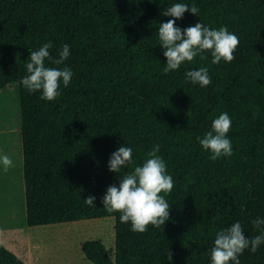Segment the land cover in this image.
Masks as SVG:
<instances>
[{"label":"trees","instance_id":"1","mask_svg":"<svg viewBox=\"0 0 264 264\" xmlns=\"http://www.w3.org/2000/svg\"><path fill=\"white\" fill-rule=\"evenodd\" d=\"M174 3L199 8L198 16L185 12L177 27L200 21L237 35L235 59L212 64L206 52V59L197 56L165 74L158 27L171 19L161 12ZM48 41L54 58L64 44L70 56L46 66L73 72L54 101L20 83L29 52ZM200 67L211 77L204 88L185 78ZM14 83L26 224L114 216V259L101 240L82 243L94 264H211L220 229L238 221L245 236L260 234L252 221L264 219V0H0V91ZM223 112L232 121L233 155L212 161L197 137ZM156 144L175 182L170 194L161 193L170 219L136 233L120 222V213L103 209L107 187L120 179L107 164L119 146L131 147L134 165L122 173L131 171ZM89 195L95 207L85 204ZM239 259L264 264V244ZM0 264L26 263L0 241Z\"/></svg>","mask_w":264,"mask_h":264},{"label":"clouds","instance_id":"2","mask_svg":"<svg viewBox=\"0 0 264 264\" xmlns=\"http://www.w3.org/2000/svg\"><path fill=\"white\" fill-rule=\"evenodd\" d=\"M185 12L198 16L199 8L194 4L174 3L165 8L162 16L171 17L158 27L159 45L166 58L163 72L176 71L184 63L193 62L199 56L206 59L204 53L211 54L212 64H219L222 60L231 63L235 59V51L239 46V37L230 32L226 26L219 29L210 28L200 21L181 29L176 21L183 18ZM53 42L48 41L38 50L29 52L26 63L27 74L20 83L29 93H40V99L54 101L60 95L61 84L67 87L72 80L73 72L69 67L46 66L45 61L59 66L70 56L69 45L64 44L54 58L50 49ZM187 81L204 88L211 84V77L206 67L188 70L185 72ZM231 117L223 112L211 122V128L203 137H197L202 150L210 153L212 161L228 158L233 155L231 140L227 134L231 129ZM160 145H153L146 153L142 164L132 167L131 171L123 172L134 165L131 147L119 146L110 154L108 170L120 174L119 183L109 185L101 199L103 209L107 213H120L121 223H130L131 231L144 233L151 225L160 228L170 219L171 205L165 199L174 188V180L167 174L165 161L158 155ZM0 166L7 172L13 168L14 162L8 155L0 154ZM164 193L165 195H161ZM95 197L84 198L86 205L95 207ZM254 228L259 230L258 235L247 237L240 222H235L227 228H222L215 234L213 247L209 250L211 264H241L239 256L246 249L255 253L264 244V219L256 218L252 221ZM172 256L169 253L168 260Z\"/></svg>","mask_w":264,"mask_h":264},{"label":"rangeland","instance_id":"3","mask_svg":"<svg viewBox=\"0 0 264 264\" xmlns=\"http://www.w3.org/2000/svg\"><path fill=\"white\" fill-rule=\"evenodd\" d=\"M18 93L19 86L16 83L9 84L0 91V123H3L0 126V154L8 155L15 165L7 172L0 166V198L7 199L9 195L16 220L21 221L22 217L23 220L21 223L12 221L17 225L15 228L0 230V241L26 264H94L86 258L82 250V243L92 239L101 240L108 255L114 259L116 249L114 216L35 226L23 225L26 223V199L21 169L23 165L21 125L20 119L17 118ZM10 118L12 120H9ZM60 242L63 245H60Z\"/></svg>","mask_w":264,"mask_h":264},{"label":"crops","instance_id":"4","mask_svg":"<svg viewBox=\"0 0 264 264\" xmlns=\"http://www.w3.org/2000/svg\"><path fill=\"white\" fill-rule=\"evenodd\" d=\"M12 221H15V214L13 207L10 205V196L8 195L7 199L5 197L0 198V230L15 228L17 225ZM23 225L26 226L28 224L24 222Z\"/></svg>","mask_w":264,"mask_h":264},{"label":"bare ground","instance_id":"5","mask_svg":"<svg viewBox=\"0 0 264 264\" xmlns=\"http://www.w3.org/2000/svg\"><path fill=\"white\" fill-rule=\"evenodd\" d=\"M72 225H73V224H72ZM74 230H75V228H74ZM66 233H67V232H66ZM48 234L51 235V233H48ZM86 235H87V234H86ZM52 236H53V235H52ZM52 236H51V237H52ZM51 237H50V238H51ZM53 237H54V236H53ZM67 237H68V236H67ZM78 237H79V236H78ZM71 238H72V237H71ZM75 238H76V237H75ZM55 239H56V237H55ZM58 241H59V240H58ZM56 243H57V242H56ZM62 243H63V241H62ZM65 244H66V243H65ZM65 244H64V245H65ZM60 245H63V244H61V242H60ZM72 246H73V245H72ZM70 248H71V247H70ZM70 250H71V249H70ZM73 253H74V252H73Z\"/></svg>","mask_w":264,"mask_h":264}]
</instances>
